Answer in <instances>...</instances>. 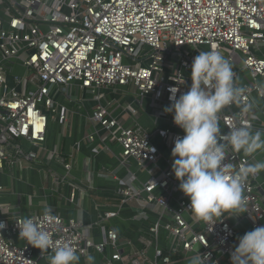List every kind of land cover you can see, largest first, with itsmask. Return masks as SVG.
Returning a JSON list of instances; mask_svg holds the SVG:
<instances>
[{
    "label": "built area",
    "instance_id": "1",
    "mask_svg": "<svg viewBox=\"0 0 264 264\" xmlns=\"http://www.w3.org/2000/svg\"><path fill=\"white\" fill-rule=\"evenodd\" d=\"M263 45L264 0H0V171L38 159L50 115L57 113L59 121L65 122L66 110L54 106L53 88L64 91L76 85L95 93L132 86L138 106H120V113L128 114L125 123L102 103L90 116L120 148L118 165L127 170L120 178L118 211L132 202L141 217L151 213L158 217L147 224L141 237L144 249L129 262L172 264L198 252L209 254L208 264H222L225 256L231 260L238 243L231 211L212 225L198 220L171 171L173 158L165 160L167 167L159 165L163 149L171 155L174 140L184 135L164 108L171 103L172 87L178 88L177 98L188 90L190 65L198 52L216 49L231 63L237 85L245 89L238 104L218 114L222 131L246 122L254 129L247 106L253 94L264 97V57L257 54ZM14 58L29 74L15 75L13 81L31 80L33 90L20 92L5 84L4 64ZM178 73L183 74V85L174 80L179 79ZM240 77L244 78L241 85ZM143 99L149 100V116L159 122L151 129L137 120ZM22 141L37 150L25 149ZM228 158L234 167L249 164L248 156L230 150ZM255 178L256 174L245 182L241 209L251 229L264 225V192L260 193ZM118 211H105L100 221L107 222ZM28 217L42 223L54 243H72L79 256L93 251L110 263L123 258L117 232L104 223L101 240L96 241L92 227L78 219H63L53 212L47 218L45 213ZM22 218L8 222L0 216L5 225L0 229V264H38L37 259L51 255V250L41 253L19 237L17 223ZM161 234L167 249L158 244ZM151 244L153 259L145 254Z\"/></svg>",
    "mask_w": 264,
    "mask_h": 264
},
{
    "label": "crops",
    "instance_id": "2",
    "mask_svg": "<svg viewBox=\"0 0 264 264\" xmlns=\"http://www.w3.org/2000/svg\"><path fill=\"white\" fill-rule=\"evenodd\" d=\"M257 54L264 57V45ZM4 65L5 84L8 89L14 87L20 92L34 89L35 84L31 80L22 84L13 81L15 75L25 77L29 74L19 58L9 60ZM244 78H239V85L244 83ZM1 93L0 86V95ZM52 96L55 108L66 110V120L60 122L57 113L50 115L45 141L39 145V157L35 162L21 163L10 170L0 171V184L3 187L0 191V216L11 222L16 216L45 213L44 207L48 206L63 219L75 218L86 226L90 225L96 241L101 240L100 224L104 223L106 227H112L117 232V247L122 252V260L106 262L101 254L92 251L87 256H79V264H88V256L94 257L93 264H131L129 261L135 257L134 254L144 249L141 237L147 224L156 221L158 217L155 213L141 217L132 202L121 206L118 211L120 178L126 175L127 170L118 165L120 148L107 139L105 130L92 121L90 116L95 106L102 103L112 116L121 118V122L128 120V114L120 113V106L127 103L138 106L134 101L136 93L132 86L109 87L93 93L72 85L64 91L61 87L53 88ZM148 101L142 100L141 106L144 107L138 108L140 114L137 120L144 128L151 129L159 122L149 116ZM251 105L253 130L264 133V97L253 94ZM92 135L94 138L91 141L86 140ZM22 146L37 150V146L33 147L26 141H22ZM163 152L159 161L161 168L167 167L165 160L171 157L166 148ZM240 154L244 155L242 152ZM248 158L249 164L264 161V150ZM65 164H69V168ZM255 181L261 187L260 193H263L264 171L256 174ZM107 210H117L118 214L102 223L100 218ZM241 212V209L231 211V220L236 225L238 237L252 230ZM14 240L20 243V240ZM158 244L167 249L164 235H160ZM153 247L151 244L145 248L149 259H153ZM189 259L172 264H189ZM37 260L38 264H49V256ZM221 263L231 264V260L225 256Z\"/></svg>",
    "mask_w": 264,
    "mask_h": 264
},
{
    "label": "clouds",
    "instance_id": "3",
    "mask_svg": "<svg viewBox=\"0 0 264 264\" xmlns=\"http://www.w3.org/2000/svg\"><path fill=\"white\" fill-rule=\"evenodd\" d=\"M178 74L179 79L174 80L183 85V74ZM190 80L188 90L178 98L175 95L178 88L170 89L171 103L164 108L184 132L173 142L171 171L179 181V190L189 198L191 212L198 220L212 225L225 212L244 207L245 182L264 171V161L234 167L229 162V150L254 156L264 150V133L254 131L247 122L222 131L218 114L226 106L238 104L245 89L237 85L232 65L220 51L198 52L190 65ZM252 107L249 104L247 110L251 111ZM44 212L46 218L51 217L50 207L45 206ZM17 226L19 237L28 244L41 253L51 250L49 264H79L80 257L73 244L54 243L42 223L25 216ZM4 227L0 222V229ZM230 259L231 264H264V225L239 236ZM87 261L93 264L94 257L88 256ZM208 261L209 254L198 252L190 257L189 264H208Z\"/></svg>",
    "mask_w": 264,
    "mask_h": 264
},
{
    "label": "trees",
    "instance_id": "4",
    "mask_svg": "<svg viewBox=\"0 0 264 264\" xmlns=\"http://www.w3.org/2000/svg\"><path fill=\"white\" fill-rule=\"evenodd\" d=\"M48 120H49V118H48Z\"/></svg>",
    "mask_w": 264,
    "mask_h": 264
}]
</instances>
